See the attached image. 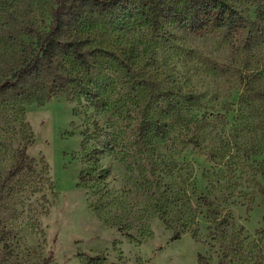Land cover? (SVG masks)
<instances>
[{"label":"rangeland","instance_id":"rangeland-1","mask_svg":"<svg viewBox=\"0 0 264 264\" xmlns=\"http://www.w3.org/2000/svg\"><path fill=\"white\" fill-rule=\"evenodd\" d=\"M61 1L0 0V82ZM225 1L245 21L237 32L170 21L154 37L139 16L66 17L72 37L132 65L62 57L75 101L48 99L47 76L0 99V264H264V22L260 0ZM23 147L40 185L3 186Z\"/></svg>","mask_w":264,"mask_h":264},{"label":"trees","instance_id":"trees-1","mask_svg":"<svg viewBox=\"0 0 264 264\" xmlns=\"http://www.w3.org/2000/svg\"><path fill=\"white\" fill-rule=\"evenodd\" d=\"M264 0H260L257 8V17L264 22ZM93 8L92 12L99 15L116 18H133L139 16L150 28L154 37L164 36L167 32V23L175 22L181 28L189 30L193 34L211 33L220 28H229L239 31L245 27V21L238 9L225 0H62L53 11V20L48 31L39 35L38 49L36 53L21 67L0 82V99L9 91L19 88L30 78L47 76L48 86L47 98L66 92L72 101L81 95L82 89L73 91L69 84L73 79L63 75L59 68V60L62 57H72L76 62L89 68L91 58L100 56L112 57L120 60L121 65H132L133 53H124L123 58L104 47L103 45H86L89 41L72 37L67 32V18L77 19L81 16L83 8ZM90 43V42H89ZM84 95L92 103L101 102L100 96L93 90H86ZM150 127V125H148ZM146 128H148L146 126ZM35 161L27 153V148L19 150L16 161L7 172L3 186L15 181L23 180L24 188H37L42 176L35 169ZM180 233L174 234L173 239H178ZM86 264H105L107 255L104 253L95 256H87ZM52 257L44 261L51 264ZM57 264V263H54ZM209 264V263H205Z\"/></svg>","mask_w":264,"mask_h":264}]
</instances>
